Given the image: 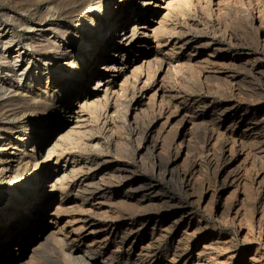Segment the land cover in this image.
<instances>
[{
  "label": "rangeland",
  "instance_id": "obj_1",
  "mask_svg": "<svg viewBox=\"0 0 264 264\" xmlns=\"http://www.w3.org/2000/svg\"><path fill=\"white\" fill-rule=\"evenodd\" d=\"M135 2H127L128 18L117 29V36L141 23L151 24L147 38L151 44H136L131 50L115 53V63L130 68L123 74L101 69L105 55L99 57L101 50L95 53L97 60L91 57L102 25L110 27L114 22L117 9L112 1L106 0L105 4L111 7V16L97 6L93 20L99 19L101 27L95 30V22L84 19L86 14H92L89 7L93 0H0V125L14 128L0 126V248L8 243L12 256L30 260L34 255L26 248L47 227L49 238L67 237V246L75 249L86 251V245L93 241L94 247L103 243L98 247L102 254L97 257L99 263L126 234L129 239L117 252L121 261L136 259L151 237L164 233L161 252L167 246L170 250L189 246L181 264H192L203 248L214 252L210 244L222 246L225 251H221V260L226 261V255L247 248L250 240L259 238L261 215H253L252 205L260 207L264 198V185L263 189L258 187L264 181V160H255L254 153L263 156L264 136L262 149L250 143L245 145L248 148L242 147L244 151L239 141L233 157L230 141L216 144V139L222 142L224 136L227 138L223 140H229L232 131L235 136H249L252 131H246L251 126L248 121L264 116V0H164L163 7L160 0H148L147 7L142 0ZM117 36L114 43L118 46ZM143 55L152 65L150 69L144 64L139 74L132 70L142 66ZM98 70L108 73L110 92L99 94L96 105L85 107L83 117L74 125L72 109L87 93L88 97L96 94L97 90L92 89L101 76L93 73ZM78 77L83 80L72 94L68 82L76 83ZM85 89L88 91L84 93ZM162 89L167 94L165 103H170L164 108L160 104ZM44 101V109L26 108L27 103L37 106ZM238 104L249 109L248 117L240 119L242 112L231 108ZM224 109L225 117L214 122ZM196 115L199 119H194ZM182 116L187 117L185 122L176 125ZM46 122L52 129L64 126L60 139L44 127ZM192 124L196 128L202 124L195 133L204 143L195 140L200 150L194 146L190 154L185 147ZM150 125L157 134L155 138L167 144L162 163L171 161L170 169H176L172 180L158 176L154 170L159 160L136 153L141 134ZM205 126L215 130L211 141L209 135L204 136ZM221 132L223 135L218 137ZM184 139L186 144L178 153L176 146ZM54 146L56 154L44 160ZM39 158L42 164L35 161ZM120 173L131 176L133 182L113 179ZM47 174L53 176L45 182ZM183 177L191 182L189 188L181 186ZM36 178L40 179L35 181L37 188L28 195L29 184ZM152 183L158 188L151 189ZM26 196L28 203L23 201ZM41 196L55 201L50 208L52 221L44 224L43 230L38 228L40 222L29 220L27 210ZM19 207H24L21 216L29 221L31 232H22L26 240L22 252L18 250L20 240L11 239V233L17 230L16 225H11L12 214ZM238 207H242L247 222L243 226L238 222L232 225L223 214L226 208L234 214ZM252 218L255 230L249 227ZM52 239L51 244L39 249L38 262L34 264H56L59 255ZM3 255L0 253V264H14L4 261ZM158 259L163 261L160 255L149 259V263L156 264Z\"/></svg>",
  "mask_w": 264,
  "mask_h": 264
},
{
  "label": "bare ground",
  "instance_id": "obj_2",
  "mask_svg": "<svg viewBox=\"0 0 264 264\" xmlns=\"http://www.w3.org/2000/svg\"><path fill=\"white\" fill-rule=\"evenodd\" d=\"M94 1V4L91 6V7H89V9H91L92 10V14L91 15H85L84 16V19H87V20H91V21H94L95 22V26H96V28H95V30H97V29H99L101 26V22H99V19H97L96 21L95 20H93V17L96 15V12H97V6H98V9L100 8L101 10H102V12L104 13V14H106V16H111V7H110V5H107V7H105V4H106V0H93ZM108 1H112L114 4H115V6H114V8H116L117 9V11L116 12H114V22L111 24V26L110 27H108L107 25H102V30L100 31V33H99V37H98V39H99V41L98 42H96L95 43V47H96V50L94 51V53H92L91 54V57H92V59H94V56H96V58H95V60H97L98 59V57H97V55L95 54L96 52H98V51H102V54L101 55H99V57H102V55L103 54H105V55H103V57H102V62L104 63V66L101 68L103 71H108V72H112V73H122L123 72V74L124 73H126L127 71H129L130 70V68L129 69H125L124 68V66H118V64H116L115 62L116 61H114V57H115V53H117L118 51H121V50H124V51H128V50H131L132 49V47L133 46H135L136 44H143V45H150L151 43H149V40L147 39L148 37H149V33H150V31L152 30V25L151 24H149V25H147L146 23H141V24H139L138 26H137V28L136 29H133L132 31L130 30V31H127L126 33L124 32V33H122L121 34V36L120 37H118L117 36V33H118V31H117V29L119 28V27H121L123 24H124V22H125V20H127V18H128V16H127V8L129 7V5H128V1L129 0H108ZM134 1H136L137 2V0H134ZM143 1V5L144 6H148V4H149V2H148V0H142ZM162 3L160 4V6L161 7H163V5H164V0H160ZM135 2V3H136ZM109 3V2H108ZM61 5V4H60ZM130 6H134L133 4H131ZM77 7V6H76ZM166 7V6H165ZM114 8H112V10L114 9ZM86 9V8H85ZM123 10H125V11H123ZM139 10V9H138ZM87 11V10H86ZM130 11V10H129ZM75 12H80V10H75ZM263 15V14H262ZM98 16V15H97ZM262 17V16H261ZM263 21V20H262ZM262 24H264V23H262ZM91 26V25H90ZM83 27V26H82ZM262 27H263V25H262ZM261 27V28H262ZM86 28V27H85ZM158 29V28H157ZM160 29V28H159ZM87 30V29H86ZM94 30V31H95ZM2 32V31H1ZM0 32V33H1ZM3 33V32H2ZM155 34V31H153L152 32V34ZM3 35V34H2ZM118 37V46L117 45H115V43H114V37ZM95 42V41H94ZM142 46V45H141ZM60 53H61V50H60ZM141 61L143 62V64H142V62L141 61H139V62H141L140 64H142V66L140 65V67H139V65L138 66H134V70H132V71H137V73H139L140 71H142L141 69L143 68V66H144V64H146L147 62V60H146V56H142L141 57ZM91 60V59H90ZM87 61V60H86ZM148 65H149V68L151 69V65L152 64H149V63H147ZM80 66V65H79ZM145 66H147V65H145ZM120 67V68H119ZM147 68V67H146ZM100 69V70H101ZM100 70H98V71H94V73H93V76H96V75H98V76H101V78L96 82L97 84V87L96 88H94V89H92V91H95V90H97V92H96V94H94V95H90L89 97H88V93H87V97L86 98H84L82 101H81V103L79 104V105H77V106H75V107H73V109H72V112H71V121H72V124H74V125H77V123H79V121L81 120V118L83 117L82 116V111H83V109L85 108V107H90V106H93V105H96V103L99 101V99H98V97H99V94H101V93H106V94H108L110 91H109V89H110V83H109V81H107V74H102L101 72H99ZM175 71V70H174ZM84 72V71H83ZM92 72V71H91ZM176 72V71H175ZM135 73V72H134ZM133 73V74H134ZM136 73V74H137ZM171 73V72H170ZM132 74V73H131ZM140 74V73H139ZM149 74V73H148ZM82 75V74H81ZM149 76V75H148ZM81 80H83L81 77H78L77 78V81H76V83H73V82H68L69 84H71V87H72V91H71V93L73 94V93H75L74 91H76V89H78V84L80 83V82H82ZM87 80V79H86ZM228 83V82H227ZM81 85V84H80ZM68 86V85H67ZM81 88V87H80ZM203 89V88H202ZM162 90H164V89H162ZM84 91V93L85 92H87L88 90L87 89H85V90H83ZM109 91V92H108ZM201 91V90H200ZM213 92V91H212ZM214 93V92H213ZM143 95V94H142ZM156 95H157V93H155V95L153 96L154 98L153 99H155V97H156ZM166 91L164 90V91H162V94H161V97L163 98V100H162V102L160 103L161 104V107H163L164 108V105L165 104H167V103H165V101H164V98L166 97ZM171 95V94H170ZM211 95V94H210ZM25 97H26V95H25ZM160 97V98H161ZM168 98V97H167ZM169 99V98H168ZM24 100V99H23ZM151 100H152V97H151ZM24 101H26V100H24ZM47 101V100H46ZM46 101H44L43 102V104H41V105H37V106H32L30 103H27L26 104V108H27V110H35V109H44V107H46ZM171 101V100H170ZM49 102V101H48ZM151 102H154V101H151ZM26 103V102H25ZM168 104H170V103H168ZM115 106V105H114ZM167 106V105H166ZM199 107V106H198ZM168 108H169V106H168ZM232 109H234V111H236V112H242L241 114H240V119H242V118H244L245 116L246 117H248V115H247V113L249 112V109L248 108H242V106L240 105V104H238V105H235V106H233V107H231ZM250 108V107H249ZM46 109V108H45ZM92 109V108H91ZM47 112V111H46ZM36 113V112H35ZM227 113V110H223L220 114H219V116H217L216 117V119L217 120H214V122H216V123H218V122H220L221 121V118L222 117H225V114ZM253 113V112H252ZM70 115V114H69ZM137 115V114H136ZM253 116H255V115H253ZM188 117H189V115H188ZM194 117V116H193ZM181 118V117H180ZM187 118V117H186ZM184 116H182V118L181 119H179L178 121H177V123H176V125H178V126H181V125H183V123L185 122V119H186ZM195 118H197V119H199V115H196L195 117H194V119ZM214 119V118H213ZM134 120V119H133ZM138 120V119H137ZM54 121V120H53ZM189 121H190V119H189ZM193 121V120H192ZM213 121V120H212ZM235 121V120H234ZM194 122V121H193ZM82 123V122H81ZM190 123H192L191 121H190ZM197 123V122H196ZM195 123V124H196ZM248 123L251 125V126H249V128L248 129H246V131H252L251 132V134L249 135V136H247V134H245L244 133V135L243 134H241V135H238V136H235L234 134V132L232 131V133L230 134V136H229V140H223L224 138H227V137H222V142H221V139L220 138H217V135L219 134V133H217V135H216V137L215 138H217L216 139V141H217V143L216 144H218V142L221 144V143H226L227 141H230V150H231V154H232V156L231 157H233V153L236 151V146H237V144L239 143V141L241 142V144H240V146H241V149H243L242 147H246V148H248V146H245V145H250V143H251V145H252V147L253 146H262L261 144L263 143V136H264V116H261L260 118H258V117H254V118H252L251 117V119L248 121ZM57 124V123H56ZM195 124H192L191 126H192V128H191V130H192V133L191 134H188V141L185 143V139H184V141L182 140V142H180V143H178V145L176 146V149L178 150H175V151H177L178 153H179V151L182 149V147L184 146V143L186 144V147H185V149L187 150V152L188 153H190V151L192 150L193 151V149L195 148L194 146H198V145H196V143L195 142H197V143H201V145L204 143H202V142H200V140H201V136H199L200 137V140L199 139H197V137H198V135H196V129H198L199 130V128L198 127H201V125L202 124H200V126H198L197 125V128L195 127L196 125ZM138 125V124H137ZM2 128H4V129H6V130H9V129H14L12 126H7L6 124H2V125H0ZM45 128L47 127L48 128V130L50 131V133L51 132H54V136L53 137H57V136H59V135H62L61 133L63 132V130H64V126H62L61 125V127H58V128H56V129H52V125L50 124V122H46V124H45V126H44ZM73 127V126H72ZM207 126H205V128H206ZM214 127V126H213ZM180 128V127H179ZM214 128H216V126L214 127ZM69 129V128H68ZM73 129V128H72ZM202 129H204V126L202 127ZM52 130H54V131H52ZM146 131L143 133V134H141V135H143L139 140H140V142L138 143V148H137V150H136V153L138 154V155H143V154H149L150 156L149 157H151L152 159L154 158V160L156 159V161H158L159 160V162H156V164H155V167H154V170L158 173V176H162L163 178H166V176H167V179L169 178L170 180H172L173 178H174V176H175V173H176V169H174V167H172L171 169H170V167L172 166L171 165V161H169L166 165L165 164H163L162 162V157L166 154L165 152V154L163 155V148H165V147H167L166 145H165V143H164V141H161V139L159 140V138L157 139V137L155 138V136L157 135L156 133H155V131L153 130V128L151 127V125L147 128V129H145ZM218 130V129H217ZM135 131H139V130H137V128H136V130ZM157 131V130H156ZM206 131V133L204 134V133H202V134H204V136L206 135V136H208L209 135V137H208V140L209 141H211L212 140V138L215 136L214 135V129H209L208 127H207V129L205 130ZM204 131V132H205ZM159 132H160V129H159ZM196 132V133H195ZM200 133H201V130L199 131ZM203 132V131H202ZM220 132V131H219ZM139 133V132H138ZM190 133V132H189ZM199 133V134H200ZM227 133V132H226ZM156 134V135H155ZM159 134V133H158ZM52 135V134H51ZM223 134H222V132L219 134V136L218 137H220V136H222ZM64 136V135H63ZM195 136H196V138H195ZM40 137L41 138H43V133L41 132V134H40ZM60 137L61 136H59V139H60ZM159 137V136H158ZM203 137V136H202ZM36 138V137H35ZM204 138H206V137H204ZM204 138H202V139H204ZM214 138V139H215ZM29 139V138H28ZM138 139V138H137ZM195 140H197V141H195ZM36 141H38V140H35V142ZM195 141V142H194ZM204 141H206V139L204 140ZM215 141V140H214ZM57 142H59V141H57ZM35 144V143H34ZM205 144H206V142H205ZM204 144V145H205ZM215 144V145H216ZM227 144V143H226ZM225 144V145H226ZM229 144V143H228ZM214 145V146H215ZM222 146H223V144H222ZM173 147V146H172ZM206 147V146H205ZM210 147H211V145H210ZM251 147V148H252ZM37 148V147H36ZM200 148V147H199ZM198 147H197V149H199ZM208 148V147H207ZM213 148V147H212ZM221 148H224V147H221ZM245 148V149H246ZM56 147L54 146L53 148H51V150L50 151H47L48 153L46 154V156L44 155V157H46L44 160H49L50 158H52L55 154H56ZM174 149H175V147H174ZM196 149V150H197ZM203 148L201 147V150H202ZM204 149H206V148H204ZM238 149H240V148H238ZM256 149H258V148H256ZM259 149H262V147L261 148H259ZM258 149V150H259ZM135 150H134V152H135ZM165 150V149H164ZM166 150H168V149H166ZM171 150V149H170ZM195 150V151H196ZM200 150V149H199ZM198 150V153L200 152ZM222 150L223 149H221V152H222ZM225 150V149H224ZM244 150V149H243ZM242 150V151H243ZM250 150V149H249ZM169 151V150H168ZM206 151V150H205ZM205 151H201L202 153H204ZM208 151V150H207ZM245 151V150H244ZM247 151H248V149L246 150V154H248L247 153ZM261 151V150H260ZM182 152V151H181ZM187 152H186V154H187ZM194 152V151H193ZM256 152V151H255ZM38 153V152H37ZM45 153V152H44ZM135 153V154H136ZM192 153V152H191ZM190 153V154H191ZM197 153V154H198ZM202 153H200V154H202ZM252 153V152H251ZM176 154V153H175ZM216 154V153H215ZM255 154V160H257V159H261V160H264V154H263V156H260L261 154H256V153H254ZM146 155V156H147ZM178 155V154H177ZM199 155V154H198ZM220 155H222V154H220ZM236 155V154H235ZM134 156H136V155H134ZM166 156H167V154H166ZM179 156V155H178ZM248 156H250V155H248ZM138 157V156H137ZM213 157V156H212ZM223 157V156H222ZM56 158V157H55ZM165 158V157H164ZM248 158V157H247ZM253 158H254V155H253ZM140 159V158H139ZM145 159V158H144ZM167 159V158H166ZM227 159V158H226ZM229 159V158H228ZM243 159H246V157L245 158H243ZM143 160V159H142ZM141 160V161H142ZM170 160V159H169ZM35 161H39V164H42L43 163V160L40 162V158L38 159V160H35ZM227 161V160H226ZM244 161H247V159L246 160H244ZM166 162V161H165ZM231 162V161H230ZM248 162V161H247ZM249 162H250V160H249ZM252 162H255V161H253L252 160ZM264 162V161H263ZM45 163V162H44ZM142 163V162H141ZM201 163V162H200ZM257 163V162H256ZM261 163H262V161H261ZM245 164V163H244ZM249 164H252L251 166H252V168L255 166V163L253 164V163H249ZM264 164V163H263ZM263 164H261L262 166H263ZM199 165V164H198ZM254 165V166H253ZM246 167V166H245ZM247 167H249V166H247ZM255 167H257V166H255ZM264 167V166H263ZM200 168V170H201V168L202 167H199ZM250 169H251V167H249ZM247 169V168H246ZM252 170H254V169H252ZM116 171V170H115ZM118 171V170H117ZM154 171V172H155ZM178 171V170H177ZM247 171V170H246ZM37 172V171H36ZM179 172V171H178ZM177 172V173H178ZM197 172V171H196ZM201 172V171H200ZM219 172V171H218ZM248 172V171H247ZM250 172H251V170H250ZM119 173V172H118ZM54 174V173H53ZM53 174H47V177L45 178V182H48V180H50V178L52 179V176H53ZM198 174V173H197ZM246 174V173H245ZM230 176V175H229ZM37 177H38V175H37ZM176 177H178V175L176 176ZM179 177H180V175H179ZM117 179V180H119L120 181V183L122 182V181H128V183H131V182H133L132 180V177L131 176H127V175H124V174H122L121 175V173L118 175H116L115 174V176H113V179ZM181 178V177H180ZM184 179H183V181H182V185L181 186H183V187H185V188H189L190 187V183L191 182H189V179L187 180V181H185V177H183ZM110 179H112V178H110ZM168 179V180H169ZM193 179V178H192ZM226 179V178H225ZM224 179V180H225ZM263 179H264V177H263ZM38 180H40L39 178H36V180H34V181H32V182H30V184H29V187H30V189H29V191H28V195H32V194H34L33 193V191L37 188V183L35 182V181H38ZM58 181V180H57ZM193 181V180H192ZM196 181V180H195ZM42 182V181H41ZM60 182V181H59ZM135 182V181H134ZM170 182V181H169ZM226 182H227V180H226ZM247 182V181H246ZM55 183V182H54ZM242 183H244V182H242ZM46 184V183H45ZM51 184V183H50ZM133 184V183H132ZM246 184V183H245ZM145 185V184H144ZM249 185V189H250V184H248ZM259 186V188L260 189H263L262 188V186L264 185V181H260V183L258 184ZM54 184L51 186L52 188H54ZM142 186V185H141ZM150 186V185H149ZM194 186V185H193ZM239 186V185H238ZM242 186V185H241ZM246 186H247V184H246ZM49 187V186H48ZM143 187V186H142ZM156 185L154 184V183H152L151 184V189H156ZM158 188V187H157ZM242 188V187H241ZM244 188V187H243ZM38 189H39V187H38ZM246 189V188H245ZM248 189V190H249ZM185 190V189H184ZM193 190V189H192ZM242 191H244V190H242ZM258 191H260V190H258ZM241 192V191H240ZM246 192V191H245ZM248 193L250 192V191H247ZM234 194H237V192L236 193H234ZM250 194V193H249ZM234 196V195H233ZM236 196V195H235ZM251 196V195H250ZM245 197V196H244ZM247 197H248V195H247ZM257 197V196H256ZM248 198H250V197H248ZM255 198V197H254ZM34 199V198H33ZM245 199V198H244ZM251 199V198H250ZM257 199V198H256ZM23 201L25 202V203H28V201H29V199H28V197L26 196V197H24V199H23ZM57 201V200H56ZM243 201V200H242ZM248 201H252V200H249L248 199ZM256 202V201H255ZM55 203V201H54V199L53 200H48V198H47V196H41V197H38L37 199H35V202H34V204L33 205H31V206H28V208H27V210H28V214H29V216H30V219L29 220H31V221H33V220H35L36 222L38 221V222H40V227H38V228H43V225L44 224H46L47 222H49V221H52V218H53V215H52V213H50V208L52 207V205ZM243 203H246V202H243ZM247 204V203H246ZM250 204H252V203H250ZM115 205V204H114ZM138 205V204H137ZM241 205V204H240ZM33 206H35V207H33ZM226 206V205H225ZM228 206V205H227ZM224 207V206H223ZM248 207V206H247ZM59 208V207H58ZM235 208V207H234ZM242 208V207H241ZM241 208H237L236 209V211H235V213L234 214H232V211L231 210H227L226 211V209H225V211L223 212V214H224V217L225 218H227V220H229L230 221V223L232 224V225H236L237 224V222H238V224L239 225H244L243 223L245 222V219H244V217H243V214H242V209ZM23 209H24V207L22 208V207H19V208H17L16 210H15V212L12 214V221H11V225H16V227H17V230L16 231H13L12 233H11V235H12V237H11V239H12V241L14 240V241H17L18 242V240H20V242H21V244L22 245H20L19 246V248H18V250H20V252H22V247H23V244L26 242V240L25 239H23V233L22 232H26V234H29V235H31V232H30V229H28V225H29V221H28V223L27 222H25L24 220H23V218H22V216H21V214L23 213ZM246 209V208H245ZM58 210V209H57ZM245 212L246 211H244L243 213H244V215H245ZM252 213H253V215H255L256 213L257 214H259L260 213V215H261V217H260V219H259V238L258 239H256V240H253V241H251L250 240V242H248V247L247 248H244V249H236V250H234V252L232 253L233 255H231V256H229V255H226V256H228V258L226 259V261H222L221 260V256H222V254H221V251H222V249L223 248H221L222 246H220L219 244H210V247L214 250V252H210V251H212V250H210L209 252H207L206 251V248H203V250H200V252L198 253V257H197V259H195L196 261H193L192 262V264L194 263V264H233V262L234 261H236V260H240V262H239V264H264V234H263V232H264V198H263V200L262 201H260V207L259 206H257V204L255 203L254 204V206L252 205ZM251 214V213H250ZM246 215H247V213H246ZM45 218H46V220H45ZM248 218V217H247ZM50 219V220H49ZM226 220V219H225ZM247 221V220H246ZM245 223H247V222H245ZM249 223V227H250V229H252V230H255V227H256V225H255V223H254V220H253V218H252V220L250 221V222H248ZM0 224H3L2 223V219L0 218ZM201 226V225H200ZM241 227V226H240ZM48 228V227H47ZM47 228L45 229V230H43L42 232H41V234H42V236H40L39 238H35V237H33L34 238V240L32 239L31 241H30V245L26 248L27 250H30L32 253H33V255L34 256H32L31 257V259L30 260H25V256H23V258H22V255H18L17 257L16 256H12L11 255V253L9 252V250H8V243L7 244H5V245H2V248H0L1 250H0V253H4V255H3V257H4V261H13V263L14 264H34L35 263V260L37 261V258L39 257V253H38V251H39V249L41 248V247H43V246H46V244H48L49 243V241H51V239H52V241H54V243H52V244H55L54 245V250L55 251H57V254L59 255V258H58V260H56V264H151V263H149V259H155V258H158L160 255H161V257L163 258V261H160V259H158L157 261H156V264H181V262L183 261V259H184V254L187 252V247H189V246H186V244H185V246H183V248L181 247V246H176L175 248H172L171 250L170 249H168V246H167V248L163 251V252H161L160 251V247H161V244H162V242H163V238H165L164 237V233L163 234H161L160 233V236H158V238H155V237H151V239H150V242H149V244L147 245V246H145V247H143L142 248V250H141V252L142 253H140V255H138V257L136 258V259H127V260H120V258H119V256L117 255V252H119L123 247H124V244H126L125 242L129 239V235L128 234H126V235H123L122 237H121V242L120 243H117V248L115 249V250H113L112 251V253L111 254H109V255H107V257H103L102 259H103V262L102 263H99L100 261H98V255H102L101 253H99V250L98 249H100L101 248V246H102V244L103 243H101L100 245H98V246H96V247H94V242L95 241H93V243L91 244H88V245H86L87 247H86V251H83V250H81L80 248H74V246H67V237H64V238H55V237H48V235L46 234V230H47ZM198 229V228H197ZM251 230V231H252ZM3 232H5V231H3ZM24 232V233H25ZM48 232V231H47ZM153 236V235H152ZM20 238V239H19ZM257 238V237H256ZM29 241V240H28ZM72 242H75V239L72 241ZM133 243V242H132ZM214 243V242H213ZM247 243V242H246ZM49 244H51V243H49ZM134 244V243H133ZM180 244V243H179ZM188 244V243H187ZM233 244V243H232ZM223 245V244H222ZM27 246V245H26ZM209 246V245H208ZM226 246V245H225ZM17 247H18V245H17ZM16 247V248H17ZM98 247H100V248H98ZM172 247V246H171ZM234 247V246H233ZM246 247V246H245ZM130 248H132L131 246H130ZM52 249V248H51ZM210 249V248H209ZM227 249V248H226ZM217 250V251H216ZM224 250V249H223ZM216 251V252H215ZM225 251V250H224ZM218 252H220V253H218ZM144 253V254H143ZM38 262V261H37ZM40 262V261H39ZM53 263V262H52ZM183 264H189L187 261H185Z\"/></svg>",
  "mask_w": 264,
  "mask_h": 264
}]
</instances>
